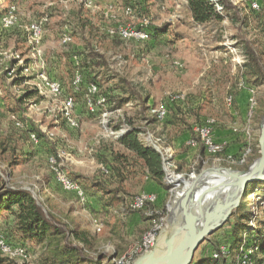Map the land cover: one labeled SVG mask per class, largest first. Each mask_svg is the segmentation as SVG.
<instances>
[{
  "label": "rangeland",
  "instance_id": "obj_1",
  "mask_svg": "<svg viewBox=\"0 0 264 264\" xmlns=\"http://www.w3.org/2000/svg\"><path fill=\"white\" fill-rule=\"evenodd\" d=\"M230 1L240 11L244 34L253 42L264 64V0ZM251 2L260 6L259 12L249 9ZM0 5V19L10 6L15 7L17 19L16 27L10 30H4L0 24V186L31 192L46 211L68 225L74 241L88 256L108 255L112 258L110 264H137L147 253L158 249L162 234H166L165 245H172L178 218L173 223L169 208L184 183L211 167L246 171L259 158L264 82L252 84L248 77L244 82L255 89V110L251 117L247 116V110L246 121L235 126V134L241 136L243 143L240 155L248 151L244 163H217L203 151L200 158L183 167L174 162L171 148L162 139L161 124L173 120L175 115L189 131L206 119H213L215 126L228 119L233 108V101L230 105L227 101L229 88L235 90L243 82L240 77L243 50L235 39L240 23L232 18V13L221 23L199 26L189 19L183 0H96L92 3L89 0H0ZM127 8L132 10L129 15L125 14ZM39 20L43 32L32 52L24 27ZM118 28L151 32L164 28L165 34L146 41L124 40L118 35ZM64 37L69 41L63 42ZM92 51L107 64L89 71L90 77L99 84L100 95L120 93L121 85L117 81L120 77L147 100L144 107L132 97L118 109L109 103L113 101L110 97L102 107L88 110L84 91L88 86L87 76L77 69V64L82 62V54ZM21 66L28 70L22 74L26 81L14 85V70ZM41 73L60 85L59 97L34 91ZM75 77L83 83L81 92L74 89ZM26 92L34 95L20 100ZM177 93L185 94L186 101L169 107L164 122L156 121L151 110L165 106L167 97ZM69 97L75 104L73 117L78 122L75 130L68 128L61 115L62 103ZM143 118L154 122L148 125ZM129 124L144 129V141L168 150L172 164L168 168L182 178L176 182L178 177L173 176L172 183L163 180L168 190L159 195L154 192L156 202L151 205L152 209L148 205L139 212L130 211V202L139 194L152 192L150 180L145 179L141 168L130 161L128 167H122L121 175H117L112 164L110 173L103 171L114 154H127L110 142L115 141V133L125 131ZM31 134L38 136L37 143L31 141ZM50 157L57 159L56 164L67 179L79 184L86 196L84 204L75 193L64 191L56 182L50 170ZM214 180L205 181V186ZM240 204L245 207L246 218L239 221L238 214L229 217L221 228L200 243L191 263L206 264L211 250L215 245L227 243L236 224L249 226L254 238L255 228L264 235V184L248 185ZM5 216L0 218V235L10 244L11 251L23 247L26 254L19 257L0 250L4 264H50L48 252L52 248L33 241L22 244L4 223ZM94 220L101 224L99 232L93 227ZM153 226L160 227L157 241L152 249L144 252L142 238ZM162 254L166 256L169 252ZM237 254V250L230 249L225 263L234 264ZM102 264H106L105 260Z\"/></svg>",
  "mask_w": 264,
  "mask_h": 264
},
{
  "label": "trees",
  "instance_id": "obj_2",
  "mask_svg": "<svg viewBox=\"0 0 264 264\" xmlns=\"http://www.w3.org/2000/svg\"><path fill=\"white\" fill-rule=\"evenodd\" d=\"M216 3H218L222 8V14L216 12L215 3L212 0H186V7L190 13L191 21L199 26L212 22L221 23L229 15V13H232L231 15H233V17H231L240 23V26L236 29L235 39L243 50V66L240 74L241 80L244 82V78L248 77L252 79V84H257V82L263 83L264 64L260 55L256 51L255 45L253 42L248 40L244 34L242 25L243 20L241 18L240 11L238 10L237 6H234L231 3L230 0H219ZM164 34V28L154 29L152 32L149 30L150 38H157ZM82 55V62L77 64V69L83 71L85 77L87 76L86 83L88 86L94 84L100 90L99 84L94 78L90 77L91 73L89 71L90 68L93 67H105L107 65L106 62L99 54L94 51ZM21 73L22 68L18 67L15 70L16 77L13 81L14 85H22L26 81V78L21 76ZM117 81L121 85V88H119L121 92L118 93L112 91L114 93L113 95L110 94L111 92L102 95L106 98L107 102L111 97L110 100L113 101H109V103H112V105L118 107L119 109L128 103L132 97H135V99L139 100V105L144 107V105L147 103L146 99H142L139 95H137L134 88L123 78L119 77ZM244 84L246 83L244 82ZM82 86L83 83L81 81V88L79 87L78 91L81 92V89L83 88ZM88 86L84 88V91ZM115 90H117V88H115ZM228 93L229 96L232 97V101H234L236 94L231 92ZM33 95V92H26L20 98V100L24 101L30 99ZM176 104L178 105L183 103ZM176 104L167 103V111L169 107ZM143 120L148 125L154 122V120L149 118H143ZM164 121L165 120H163V122ZM167 123L170 122L166 121L165 124ZM128 127L129 128L126 129L124 133L116 140V143L122 147L127 154H114V156H112V160L110 161L111 163L107 162L106 166H104V170L107 173H110L111 167L113 166L117 175H121L122 167H128L131 161L132 164L135 163V165H138L141 168L146 178L152 180L164 191H167L168 186L163 183L164 173L161 155L155 151L152 141L147 142L142 138V136L146 134L144 129L136 127L132 124H129ZM190 132L191 139H196L192 133V130ZM36 138L38 139V136ZM199 151L202 155L204 150L201 146H199ZM226 153L227 152L225 149V156L227 155ZM239 156L240 153L236 156H233L232 158L236 159ZM110 164H112L111 167ZM256 184L263 185L264 181ZM94 187L99 189L98 186ZM100 189L103 190L104 188L101 187ZM246 195L247 194L245 192L244 196ZM149 208L152 209L151 205H149ZM244 208V205L240 204L239 207L231 213L230 217L238 214V220H244L246 218ZM5 214V219L7 221H4V223L9 225L12 233L20 239L22 244L26 241H33L36 244H41L45 247H48L49 245L50 248H52L48 252V261H50V264H102L103 260H105L106 264L111 263L112 258L108 255L96 258L88 256L82 247H80L74 241L75 238L73 234H71L72 232L69 230L68 225L58 220L50 212L46 211L44 207L35 199L32 193L25 189L0 186V218L4 217ZM256 231L257 230L255 228L254 238L253 231L249 226L246 224H236L232 227V231L229 233L226 239L227 243L224 244H228L231 250H237V253L239 246L243 242L245 247L253 246L256 248V252L252 257L254 259V264H264V235ZM244 234L246 235L245 240L242 237ZM0 237L3 239L6 246L10 245L5 242L2 235H0ZM218 245H215L214 249H216ZM257 257L260 258L258 259V262ZM4 262V259H0V264H4ZM211 263L212 260L207 258L206 264ZM222 264L225 263L223 262Z\"/></svg>",
  "mask_w": 264,
  "mask_h": 264
},
{
  "label": "built area",
  "instance_id": "obj_3",
  "mask_svg": "<svg viewBox=\"0 0 264 264\" xmlns=\"http://www.w3.org/2000/svg\"><path fill=\"white\" fill-rule=\"evenodd\" d=\"M93 1H96V0H89V3H92ZM212 1L215 3L216 12L219 14H222L223 13L222 8L220 7L218 3H216L219 0H212ZM248 7L251 11H254V12L260 11V6L256 2H251ZM1 9L2 8L0 5V10ZM4 12L5 13L1 16V19H0L1 27L4 30H10L16 27L17 19L15 16V7L10 6ZM131 13H132L131 8H127L125 14L129 15ZM24 32L26 33V40L28 41V44L31 45V51L34 52L36 50V46H38L41 41V36L43 32L42 22L39 20V21L29 23L28 25L24 27ZM118 35L124 40L146 41L150 38L149 31H147L146 29L145 30H137V29L130 30L127 28H118ZM67 41H69V39L67 37H64L63 42L66 43ZM21 68H22V73H21V76H22V74L24 72H27L28 70L23 68L22 66ZM15 77L16 76L14 74L13 78ZM80 84H81L80 78L75 77L73 85L76 91L79 90ZM242 88H245L244 82L239 83V85L237 86V89H242ZM247 89L249 92L247 116L251 117L254 113L255 106H256V99H255L256 93L253 87H247ZM35 91L40 94H42L43 91H46L54 97H59V95L62 92L60 85L57 84L56 82H53L44 73H41L38 76V83L35 85ZM85 99H86V106L88 110L90 111H93L95 108L102 107L106 103V98L99 94V89L94 84L87 87ZM73 101L74 100L72 97H69L63 101L61 115L63 119L65 120V123L68 126V128L75 130L78 128V122L73 117V111L75 107V104ZM185 101H186L185 94L183 93L172 94L167 97L165 101V106H160L159 108L155 110H151V113L155 117L156 121L163 122V120L166 117V113H167V103L176 104V103H184ZM227 101H228V104L230 105L232 101V97L229 96ZM17 126H19L18 122H17ZM214 127H215V122L213 119H206L204 120L203 123L196 124L195 126H193L191 130L196 139H191L190 144L201 146L204 150V153L212 156L213 160H215L217 163L227 162L228 164H232V163H235L236 161L239 164L244 163L245 157L248 151L246 153L241 154L236 159H233L232 157L227 158L224 154L225 146L222 143L215 142V140L213 139ZM30 139L33 143L38 142V139L36 138L34 134L30 135ZM153 147L155 151L159 153L162 157L163 173H164L163 180L166 183L174 182L172 181L171 177L173 176L178 177V176H175L174 173L171 172L168 168V166H172V164L170 163L171 155H169V152L167 149L166 150L162 149L156 145H154ZM48 161H49L51 173L53 174L56 182L60 184V186L62 187L64 191L75 193L79 202L81 204H84L86 202V197L83 191L79 188L77 184L67 179L63 175V173L61 172V170L58 168L56 164L57 159L54 157H50ZM103 171L107 173L105 170ZM155 202H156V197L154 194L142 193L136 196L130 202L128 207L131 211H141L145 209L146 206L152 205ZM93 227L95 231L99 232L101 230V224L96 220L93 221ZM159 230H160L159 226H153V228H150L145 233V235L142 238V242H141V248L143 249L144 252H147L153 248V246L155 245L157 241ZM242 237L245 240L246 235L244 234ZM0 250L3 251V253L9 252L10 255H13V256L16 255L19 257H24V255L26 254L25 249L23 247H18V249L11 251V249L5 245L1 237H0ZM229 252H230V247L228 244H219L217 248L213 249L209 254V259L212 260L211 264H222L223 262L225 263L226 259L229 256ZM255 252H256L255 247L253 246L245 247L244 242H243L239 246L237 260L234 264H254L252 257Z\"/></svg>",
  "mask_w": 264,
  "mask_h": 264
},
{
  "label": "water",
  "instance_id": "obj_4",
  "mask_svg": "<svg viewBox=\"0 0 264 264\" xmlns=\"http://www.w3.org/2000/svg\"><path fill=\"white\" fill-rule=\"evenodd\" d=\"M124 131L114 134V138H119ZM259 158L252 167L246 171H237L230 168L211 167L202 170L190 182L184 183V188L179 191L177 198V226L173 245L177 237L182 233L180 243H176L172 252L164 256L168 258L163 263V258L149 264H190L192 256L203 240L221 228L230 217L232 211L238 207L240 199L248 185L261 183L264 181V118L261 122V133L259 137ZM217 179L219 182L214 185L205 186L208 178ZM178 186V185H176ZM239 188V194L234 204L229 205V197H222V191L226 188ZM205 207L202 202L205 197L213 194ZM177 197V193L175 194ZM175 199V198H174ZM164 258V259H165Z\"/></svg>",
  "mask_w": 264,
  "mask_h": 264
},
{
  "label": "crops",
  "instance_id": "obj_5",
  "mask_svg": "<svg viewBox=\"0 0 264 264\" xmlns=\"http://www.w3.org/2000/svg\"><path fill=\"white\" fill-rule=\"evenodd\" d=\"M183 2L186 5V0H183ZM186 10L189 15V19L191 20L190 13L187 7ZM217 58L218 57H216V60ZM247 87H249L248 84H245V88L242 89L234 90L232 87L229 88V92L232 91L233 94H236L233 101V108H231L228 119H226L225 122L223 121L221 125L215 126L213 129V139L216 142L222 143L225 146L227 158L239 154V151L242 150L243 147V143L241 142V136L235 134L237 132L235 126L239 125L243 121H246L245 119L247 103L249 98V92ZM176 117L178 118V115H175L174 119H171L169 121L170 123L164 125L161 124L162 128L164 129H162V139L164 140V142H166V145L169 146L168 149L171 148L174 162L177 163V165H181L184 167L194 162V159L196 160V158H200V151L199 146L190 144L191 133L188 127L186 125L181 124V122L178 121ZM245 131L248 132V128L245 129ZM114 139L115 141H112L110 143L117 145L123 150V148L116 143L117 138ZM226 164L228 163L226 162ZM145 179L148 178L145 177ZM150 183L151 184L149 190L152 192H145L152 194L155 192L159 195V193L164 191L152 180H150Z\"/></svg>",
  "mask_w": 264,
  "mask_h": 264
},
{
  "label": "bare ground",
  "instance_id": "obj_6",
  "mask_svg": "<svg viewBox=\"0 0 264 264\" xmlns=\"http://www.w3.org/2000/svg\"><path fill=\"white\" fill-rule=\"evenodd\" d=\"M209 178L212 179L211 177H209ZM210 179L206 180V181H210ZM174 181H176V182L177 181H182V178L180 179V177H178ZM218 182L219 181L216 179V181L214 180V182L212 184L216 185ZM178 193H179V191L177 192V197L173 200V206H171L169 208L171 219H172L173 223L175 222V219L177 218V207H176L177 203L176 202H177V198L179 196ZM214 194L215 193L205 197L204 201L202 202L203 207H205L206 204H208L210 202V200L213 199V195ZM238 194H239V188L238 187L237 188L235 187V188H232V189L226 188L225 190L222 191L221 196L222 197H226V198L229 197L228 198L229 205H232V204H234V201L237 198ZM181 238H182V233L176 239L177 240V242H176L177 244L180 243ZM165 239H166V234H162L161 238L159 239L160 241L158 243V249L155 252H153V253H147L141 260H139V262L137 264H149V263L156 262L157 260H160L162 258H163L162 262L166 263L168 261V258H165L164 254H162V253L163 252H167V251L168 252H172V249H173V247H175L176 243L174 245L173 244L169 245V243H168V245L167 244L165 245Z\"/></svg>",
  "mask_w": 264,
  "mask_h": 264
}]
</instances>
